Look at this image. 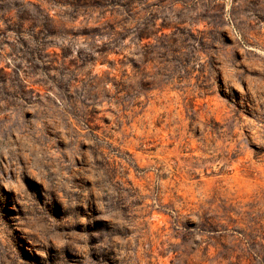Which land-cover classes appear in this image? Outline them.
Here are the masks:
<instances>
[{"label": "rangeland", "instance_id": "374dc122", "mask_svg": "<svg viewBox=\"0 0 264 264\" xmlns=\"http://www.w3.org/2000/svg\"><path fill=\"white\" fill-rule=\"evenodd\" d=\"M0 264H264V0H0Z\"/></svg>", "mask_w": 264, "mask_h": 264}]
</instances>
